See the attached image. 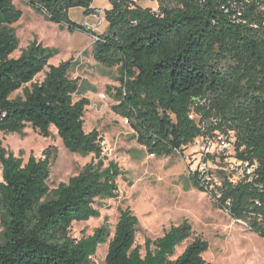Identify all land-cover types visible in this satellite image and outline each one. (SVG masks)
Masks as SVG:
<instances>
[{
	"label": "trees",
	"instance_id": "trees-1",
	"mask_svg": "<svg viewBox=\"0 0 264 264\" xmlns=\"http://www.w3.org/2000/svg\"><path fill=\"white\" fill-rule=\"evenodd\" d=\"M107 1V27L100 34L68 15L73 7L83 8L85 16L92 14L93 0L26 3L60 28L98 37L92 44L93 59L119 71L114 111L126 119L149 154L182 153L198 136L232 131V156L255 167L249 173L243 170L239 178L234 171H222L209 194L232 219L264 238L261 14L254 12V4H244V22H234L223 8L232 0H151L157 10L133 0ZM21 16L13 0H0V132L22 134L30 126L48 137L53 126L68 151L93 159L50 189V147L44 158L29 155L24 162L0 140V264H94L98 245L110 236L107 226L80 239L69 237L68 231L73 222L100 215L97 199L117 195V178L123 172L116 162L104 165L99 132L83 128L90 100L82 96L79 79L69 76L71 60L49 64L56 50L36 41L12 56L19 44L13 24ZM40 72L44 76L37 80ZM191 113L196 116L191 118ZM189 179L206 191L197 174ZM137 227L133 211L121 209L107 242L105 264H209L202 257L208 242L200 236L173 257L176 246L192 234L186 220L160 237L145 238L143 245L135 244Z\"/></svg>",
	"mask_w": 264,
	"mask_h": 264
},
{
	"label": "rangeland",
	"instance_id": "rangeland-1",
	"mask_svg": "<svg viewBox=\"0 0 264 264\" xmlns=\"http://www.w3.org/2000/svg\"><path fill=\"white\" fill-rule=\"evenodd\" d=\"M93 1L95 6L104 2ZM133 1L143 8L158 9L157 3L151 0ZM13 3L22 11V16L13 24L19 44L12 56L18 57L32 41H36L43 47L56 50L48 60L49 64L71 60L69 76L79 79L84 88L82 96L90 100L85 107L83 128L86 132L92 129L99 132L104 165L109 161L116 162L123 172L117 178V195L97 199L95 206L100 215L73 222L68 236L80 239L104 224L110 231L108 242L120 210L129 207L138 219L135 244L143 245L145 238L160 237L170 226L186 220L191 225L192 234L176 246L173 257L178 256L194 237L200 236L208 242V249L202 257L209 264H264V238L249 231L243 222L232 219L217 206L208 192L200 191L190 183L188 160L198 146L188 145L180 154L156 157L138 144L126 119L114 111L117 104L115 92L120 85L118 68L102 65L93 59L91 33L60 28L36 12L26 0H13ZM93 9L91 16H85L83 8L73 7L68 15L73 22L86 25L100 34L107 27L104 10ZM43 76L44 73L40 72L36 79L42 80ZM20 93L21 89L15 91L11 98ZM50 131V136L43 137L27 126L22 134L0 132V140L8 152L21 156L24 162L29 155L44 158V150L50 147L53 155L47 184L52 189L77 174L92 161L93 156L68 151L53 126ZM229 159L219 157L211 160L207 166L211 176L219 180L222 171L228 174ZM234 178H239L238 174ZM107 242L98 245L92 256L94 264H105Z\"/></svg>",
	"mask_w": 264,
	"mask_h": 264
},
{
	"label": "built area",
	"instance_id": "built-area-1",
	"mask_svg": "<svg viewBox=\"0 0 264 264\" xmlns=\"http://www.w3.org/2000/svg\"><path fill=\"white\" fill-rule=\"evenodd\" d=\"M228 5L224 6V12L230 13V18L234 22H244L243 9L244 4H254V12H258L262 17V26H264V0H232L227 2ZM232 8V9H231ZM231 9L232 12H229ZM98 11V10H97ZM93 42L98 39L96 35L91 34ZM196 115L191 113L190 117L193 118ZM235 142V136L232 131L219 132L216 131L212 134H204L196 137L189 145L198 146V150L192 154L191 160H188V175L197 174L202 186L209 192L213 188V183L218 184L212 174L209 172L208 163L215 158L229 157L231 160L227 170L229 172L234 171L236 174H242L243 170L251 172L255 167V164L250 165L247 161L238 160L232 156L233 146ZM185 150V149H184ZM181 151L177 150L176 154H180ZM152 155V154H151Z\"/></svg>",
	"mask_w": 264,
	"mask_h": 264
},
{
	"label": "crops",
	"instance_id": "crops-1",
	"mask_svg": "<svg viewBox=\"0 0 264 264\" xmlns=\"http://www.w3.org/2000/svg\"><path fill=\"white\" fill-rule=\"evenodd\" d=\"M91 7L92 8H102L103 10H105V9H109L110 8V4H109V2L107 1V0H104V2H103V4H101L100 6H95L94 5V1L92 2V4H91ZM91 16V15H90ZM83 33H85V32H83Z\"/></svg>",
	"mask_w": 264,
	"mask_h": 264
}]
</instances>
